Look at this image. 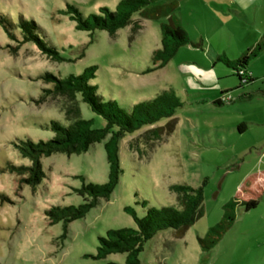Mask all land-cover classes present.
Returning a JSON list of instances; mask_svg holds the SVG:
<instances>
[{"label": "rangeland", "instance_id": "obj_1", "mask_svg": "<svg viewBox=\"0 0 264 264\" xmlns=\"http://www.w3.org/2000/svg\"><path fill=\"white\" fill-rule=\"evenodd\" d=\"M119 1L0 0V19L14 25L20 16L33 21L38 36L70 61H51L32 43L11 54L17 43L0 25V195L10 200L0 199V264H123L124 254L94 259L97 238L109 229L135 227L125 207L139 217L145 212L142 201L147 207H177L170 186L183 184L202 186L203 216L181 236L171 229L158 232L145 243L140 264H264V191L254 209L236 208L232 226L212 249L202 252L197 242L221 220L223 206L241 193L249 178L264 172V50L248 62L247 84L223 62L240 58L264 34V0L242 3L244 9L227 0H157L153 5L176 2L173 14L189 43L149 73L144 71L153 67L151 54L160 48L159 25L166 18L133 14L141 28L132 34L127 26L111 37L105 31H77L63 13L72 5L87 16L101 7L114 10ZM10 31L20 40L17 28ZM90 66L96 67L90 83L97 95L124 110L164 90H172L181 106L171 118L118 141V184L108 200L100 199L61 237L62 224L49 225L45 211L79 205L83 199L75 190L107 181L103 144L108 136L85 153L42 158L44 178L34 189L19 184L5 168L29 164L14 143L46 141L53 136L47 128L51 121L67 124L64 98L37 103L43 89L51 88L40 77L78 75ZM76 100L80 117L102 127V119L79 96ZM239 125L244 127L240 133ZM155 128L153 136L149 131Z\"/></svg>", "mask_w": 264, "mask_h": 264}, {"label": "trees", "instance_id": "obj_2", "mask_svg": "<svg viewBox=\"0 0 264 264\" xmlns=\"http://www.w3.org/2000/svg\"><path fill=\"white\" fill-rule=\"evenodd\" d=\"M157 0H120L114 10L106 7L98 9L97 13L83 16L77 8L66 5L63 11L68 19L74 22L77 31H85L90 35L96 31H105L113 37L115 33L124 27L131 26V33H136L140 28L138 21L132 20L133 14H138L140 18L147 20H158L166 18L167 22L159 25L160 48L151 54L152 68L144 73H149L162 68L175 54L177 49L189 43L188 36L179 19L173 11L176 2H168L153 5ZM0 25L7 37L16 41L17 45L10 48L11 54H16L20 46L32 43L46 56L54 62H70L60 56L56 49L48 45L38 36L37 25L33 21H28L19 17L14 25L4 19H0ZM10 28H17L20 40L11 33ZM264 50V34L260 39L246 50L240 58L234 62L223 60L224 64L234 70V76L242 84L251 82L250 76L245 71L248 62L254 59ZM95 66L85 68L80 74H69L64 78H57L50 73H44L40 79L45 84H50V89H43L37 103H42L47 97L64 98L66 105L64 108V119L66 125L56 121H51L47 128L53 136L46 140L32 142L21 140L13 144L21 158L28 160V165H7L5 171L18 178L19 184H24L34 189L44 178L41 166V159L55 153L79 155L88 151L96 143H100L107 136L108 140L103 144L106 163L108 166L107 181L103 184L85 183L75 190L83 199L79 205L73 206H52L45 211L49 225L62 224L64 237L67 226L83 218L90 209L94 208L100 199L108 200L114 188L118 184L122 169L118 159V141L126 134H131L144 126H150L163 118H171L175 109L181 106L179 98L172 90H164L153 98L137 102L131 105L129 110H124L113 100H104L97 95V87L90 83L94 79ZM87 105L89 110L100 117L104 122L100 128L94 127L92 119L85 120L80 117L76 97ZM248 97V96H245ZM244 127L238 126L237 130L242 132ZM158 129H152L149 133L156 136ZM249 184L243 186L241 193L236 198L223 206L221 220L209 228L202 236L197 238L198 245L202 252L212 249L230 229L235 220L236 208L243 211L254 209L258 204L260 193L264 191V172L261 175H252ZM170 190L176 195L177 207L163 206L160 208L147 207L142 201L140 206L145 209L144 215L139 217L136 212L125 207L123 210L128 214L134 224V228L109 229L104 236L97 238L98 245L94 259H105L110 254H124L123 264H140L139 254L147 241L153 238L158 232L164 230H175L177 235H183L184 231L192 226L203 216V196L202 186L192 187L190 185H172ZM239 196H242L239 198ZM3 202L10 203L5 196L0 195ZM106 264H118L107 262Z\"/></svg>", "mask_w": 264, "mask_h": 264}, {"label": "crops", "instance_id": "obj_3", "mask_svg": "<svg viewBox=\"0 0 264 264\" xmlns=\"http://www.w3.org/2000/svg\"><path fill=\"white\" fill-rule=\"evenodd\" d=\"M227 1H228L229 3H231V4H234V3L237 4V3H238V6H239L240 8H242V9H244L245 6H246V5H243L244 3L248 5V4H251L254 0H246V1H245V0H227ZM242 3H243V4H242ZM261 36H262V35H261ZM261 36H260V37H261ZM260 37H259V39H260ZM259 39H257V40L255 41V43H256ZM255 43H254V44H255ZM254 44H253V45H254ZM250 78H251V77H250ZM239 87H240V86H238L237 89H238ZM245 96H247V95H245ZM245 96H242V98H244V99L249 98V96H248V97H245ZM239 98H241V96H240Z\"/></svg>", "mask_w": 264, "mask_h": 264}]
</instances>
